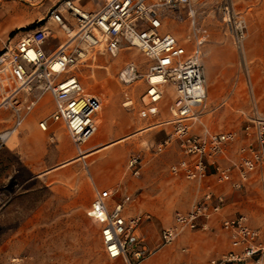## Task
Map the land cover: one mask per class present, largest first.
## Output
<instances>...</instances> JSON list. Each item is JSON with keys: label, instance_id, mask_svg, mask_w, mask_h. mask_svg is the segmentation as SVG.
I'll use <instances>...</instances> for the list:
<instances>
[{"label": "built area", "instance_id": "obj_1", "mask_svg": "<svg viewBox=\"0 0 264 264\" xmlns=\"http://www.w3.org/2000/svg\"><path fill=\"white\" fill-rule=\"evenodd\" d=\"M199 1L100 0L89 11L76 0H59L42 23L23 28L0 48V110L11 111L10 124L0 130V148L33 109L48 105L50 112L38 121L39 128L48 130L51 122L59 124L79 152L97 129L103 98L84 88L76 70L96 53L115 57L126 49L140 50L147 63L145 72L128 61L117 79L125 86L143 79L146 87L141 100L152 112L160 111V103L170 91L169 117L160 122L168 127L163 143L173 144L178 152L169 172L197 188L189 208L174 211L172 223L160 230L161 246L174 243L185 232L210 229V222L225 205V188L240 191L253 177L264 180L263 113L241 110L239 128L225 130L202 120L208 88L202 46L209 33L196 17L194 3ZM218 11L239 44L246 35L245 18L235 12L230 0H221ZM184 12L189 29L179 38L166 27L178 23ZM53 26L60 36L52 34ZM54 38L58 41L53 45ZM128 166L139 175L137 156L129 158ZM127 199L109 206L97 191L87 214L99 222L105 256L137 264L146 247L140 245L135 231L150 214L128 216ZM220 226L228 233L229 248L207 264H264L261 231L245 214L224 216ZM163 264L176 263L167 260Z\"/></svg>", "mask_w": 264, "mask_h": 264}, {"label": "rangeland", "instance_id": "obj_2", "mask_svg": "<svg viewBox=\"0 0 264 264\" xmlns=\"http://www.w3.org/2000/svg\"><path fill=\"white\" fill-rule=\"evenodd\" d=\"M220 1L202 0L194 3V8L198 22L209 33L203 42V52L205 45L216 37V43L232 46L239 61L240 82L229 83L215 98L207 96V105L202 110V120L208 126L225 130L239 128L241 116H238V109L254 108L264 114V0H230L235 12L245 18L247 25L245 38L237 45L218 11ZM58 2L0 0V48L8 39L16 38L23 28L42 23ZM7 3H15L16 9L1 13ZM166 28L184 38L189 29L185 12L178 23H169ZM51 29L53 35L60 36L57 27ZM57 41V38L52 39V44ZM247 42L249 46L246 47ZM242 43H245V51ZM128 61H134L140 72H145V58L135 48L126 49L115 57L96 53L93 59L80 64L76 70L84 88L102 96L99 113L104 112L110 96L119 95L127 104L124 106L134 111L136 117H143L145 109L141 95L146 87L144 80L138 79L125 86L117 79L119 69ZM125 92L132 96V104H128L129 98H124ZM171 100L168 91L160 103V119L168 116ZM47 107L41 108L42 116L49 114ZM10 122V109H1L0 130ZM62 130L66 132L63 127ZM167 131V126H152L128 143L121 164L117 162L108 170L102 162L97 173L103 185L97 186L89 174V170L93 173L95 163L91 159L95 156L87 159V165L65 163L69 165L62 169V176L54 183L37 177L21 161L20 148L16 145L18 131H15L0 148V264H126L123 259L111 260L105 256L99 222L87 214L97 192L95 187L105 196L109 206L131 193L125 204L128 216L140 212L150 214L135 231L140 245H146L145 256L137 264H145L161 246L159 240L150 237L149 228L159 235L174 211L187 208L197 193L194 183L169 172V165L177 160L178 152L173 144L163 143ZM132 156H137L140 161L139 175H134L128 166ZM96 157H102V154ZM227 190L239 194L236 206L231 205L230 215L245 214L249 223L259 228L264 240V180L253 177L242 190ZM178 243L177 239L166 245L171 254L179 250ZM201 264H207V260Z\"/></svg>", "mask_w": 264, "mask_h": 264}, {"label": "crops", "instance_id": "obj_3", "mask_svg": "<svg viewBox=\"0 0 264 264\" xmlns=\"http://www.w3.org/2000/svg\"><path fill=\"white\" fill-rule=\"evenodd\" d=\"M76 1L89 11L95 10L100 2V0ZM2 8L1 13H9L16 9V5L15 3H7ZM213 38L214 41L205 45L202 57L208 82L207 96L211 98L217 97L222 88L229 83H239L241 78L238 68L239 61H237L236 52L232 46L218 44L215 42L216 37ZM247 46H249V42L246 43ZM242 50L245 51V43H242ZM131 97L130 95L127 96L126 92L124 93V98L130 99L128 104H132ZM110 98V102L104 103V112L101 111L97 114L96 133L83 145L81 152L77 150L68 134L62 130L59 124L51 122L48 130L39 128L38 121L43 117L41 108H37L36 112L28 114L20 125L16 138V145L20 148V158L23 165L37 177H43L49 183H54L62 176V169L69 165L65 163L81 162L87 165V159L95 156L91 159L95 163L92 167L93 173L89 170V174L95 179V186L103 185V180H100L97 173L99 165L104 162L109 170V167L115 163L121 164L130 141L147 129H151L152 126L163 125L160 122L169 117L168 112L167 117L160 119L159 111L152 112L144 104L143 117H136L134 111L124 106L127 104L122 102V96L115 95L110 96ZM252 109H238V116L240 117L241 110L248 112ZM256 110L258 111V109ZM100 154L102 157H96ZM95 189L99 191L97 187ZM227 189L225 188L227 192L225 205L220 214L210 222V229L183 233L178 238L179 250L171 254L166 246H159L145 264H163L165 260H171L176 264L181 262L201 264L203 261L207 260L208 262L210 258L226 251L229 248L230 240L228 233L220 226V219L231 214V205L236 206L239 196L238 192L231 193ZM130 194L127 193L125 197L129 198ZM189 206L184 210L188 209ZM171 223L172 217L164 224L168 226ZM148 234L153 239L159 240V235L154 229L149 228ZM143 246L146 247L145 244Z\"/></svg>", "mask_w": 264, "mask_h": 264}, {"label": "bare ground", "instance_id": "obj_4", "mask_svg": "<svg viewBox=\"0 0 264 264\" xmlns=\"http://www.w3.org/2000/svg\"><path fill=\"white\" fill-rule=\"evenodd\" d=\"M96 124H97V123H96ZM14 133H15V132H14ZM14 133H13V134H14ZM95 133H96V131H95ZM95 133H94V134H95ZM13 134H12V136H13ZM94 134H93V135H94ZM93 135H92V136H93ZM12 136H10V137H12ZM92 136H91V137H92ZM10 137H9V138H10ZM91 137H90V138H91ZM90 138H89V139H90ZM89 139H88V140H89Z\"/></svg>", "mask_w": 264, "mask_h": 264}]
</instances>
